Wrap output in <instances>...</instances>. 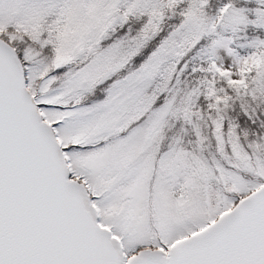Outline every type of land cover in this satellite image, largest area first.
<instances>
[{"label":"snow or ice","instance_id":"1","mask_svg":"<svg viewBox=\"0 0 264 264\" xmlns=\"http://www.w3.org/2000/svg\"><path fill=\"white\" fill-rule=\"evenodd\" d=\"M0 264H264V0H0Z\"/></svg>","mask_w":264,"mask_h":264}]
</instances>
